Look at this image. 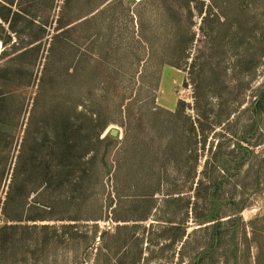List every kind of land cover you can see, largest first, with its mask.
I'll use <instances>...</instances> for the list:
<instances>
[{
    "label": "rangeland",
    "instance_id": "374dc122",
    "mask_svg": "<svg viewBox=\"0 0 264 264\" xmlns=\"http://www.w3.org/2000/svg\"><path fill=\"white\" fill-rule=\"evenodd\" d=\"M14 90L0 264H264V0H0Z\"/></svg>",
    "mask_w": 264,
    "mask_h": 264
},
{
    "label": "trees",
    "instance_id": "16d2710c",
    "mask_svg": "<svg viewBox=\"0 0 264 264\" xmlns=\"http://www.w3.org/2000/svg\"><path fill=\"white\" fill-rule=\"evenodd\" d=\"M11 29L13 30V27H11ZM29 49H31V48H29ZM28 51H30V50L25 49V50H22V51H20L18 53H17V51H15V53H13L14 56H12V57L18 58V57L26 54ZM17 99H18V95L16 94L15 90L14 91H8V92H5V93H0V114H1V112L3 110V108L5 107V109L8 110L7 117L9 118V121H10V119L14 118V116L16 115L15 114L16 111H18V107H17L18 103L16 104ZM59 121H60V123L58 124V126H56L54 128L53 131H51V134L55 137L54 140L57 139V142H56L58 144L57 151L59 152L61 160L67 161V160H69L72 157V153H71L72 146H71L70 140H68L65 137L64 130H60V127L65 126V123H66L67 120H65V118H64V119L59 120ZM9 124L11 125V122H9ZM0 137H2L1 131H0ZM38 142H39V140L35 139L34 146L41 144V143H38ZM49 165L46 166V169L43 168V170H41L40 168H39V170H37L36 167L35 168L33 167V168L39 174L41 172L42 174L49 175V173L50 174L52 173L51 170H50V166ZM70 172H71V170H70L69 166L66 163H61L60 165H58V167L56 169V175L59 177V179L60 180H66V182L68 181V176L70 175ZM14 180L15 179H13L12 183H14ZM211 204L214 205V201L213 200H211ZM214 211H215V209L211 210L210 214H208L207 216L203 217L202 220H205L206 222L214 221L215 222L214 225L217 226L218 223H220L221 217L217 213L213 214ZM4 216L6 218H8L6 210H5ZM7 227H8L7 224H5L4 226L0 227V243H2V244H3V237H4L3 234H4L5 230L7 229Z\"/></svg>",
    "mask_w": 264,
    "mask_h": 264
},
{
    "label": "water",
    "instance_id": "95a60500",
    "mask_svg": "<svg viewBox=\"0 0 264 264\" xmlns=\"http://www.w3.org/2000/svg\"><path fill=\"white\" fill-rule=\"evenodd\" d=\"M110 134H111V136H116L117 131L115 129H112V130H110Z\"/></svg>",
    "mask_w": 264,
    "mask_h": 264
}]
</instances>
